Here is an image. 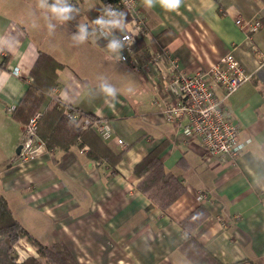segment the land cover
Segmentation results:
<instances>
[{
  "label": "crops",
  "instance_id": "obj_1",
  "mask_svg": "<svg viewBox=\"0 0 264 264\" xmlns=\"http://www.w3.org/2000/svg\"><path fill=\"white\" fill-rule=\"evenodd\" d=\"M66 4L73 12L62 21L39 0H0V193L14 217L43 244H64L78 264H198L183 250L188 234L182 222L203 207L207 215L190 235L207 252L221 264H264V0H184L178 12L159 4L149 9L139 0L151 38L139 40L138 49L168 51L187 73L206 71L233 51L253 73L241 99L226 102L241 138L251 139L233 163L209 160L198 141L168 122L167 98L96 35L89 12L103 8L100 0ZM238 19L259 21L262 28L250 33ZM40 52L63 64L48 100L111 124L113 136L102 141L120 157L115 166L90 159L89 146L49 150L44 142L37 155L19 163L26 125L14 111ZM103 84L118 89L116 99L102 94ZM163 143L166 171L185 186L166 210L137 189L134 173ZM25 242L29 256L37 257Z\"/></svg>",
  "mask_w": 264,
  "mask_h": 264
},
{
  "label": "built area",
  "instance_id": "obj_2",
  "mask_svg": "<svg viewBox=\"0 0 264 264\" xmlns=\"http://www.w3.org/2000/svg\"><path fill=\"white\" fill-rule=\"evenodd\" d=\"M124 13L128 15L127 20L122 18ZM98 21L102 23H96L94 30L99 38L117 45V60L142 81L151 80L159 94L167 98V121L176 125L187 138L198 141L209 160L218 158L236 162L251 139L241 138L240 127L229 115L226 102L241 99L240 89L250 81L253 73L237 59L234 52L226 54L206 71L187 73L168 51L137 48L139 40L151 38L139 0H120L119 5L103 8ZM236 24L250 33L262 28L259 21L238 19ZM260 68H264V56L261 57ZM13 74L20 75L19 68L14 69ZM69 116L82 130L92 129L105 141L113 136L107 120L91 117L73 108ZM40 118V114L34 115L25 127L23 148L17 157L19 163L28 162L44 147L37 136ZM117 143L124 145L122 139H117Z\"/></svg>",
  "mask_w": 264,
  "mask_h": 264
},
{
  "label": "trees",
  "instance_id": "obj_3",
  "mask_svg": "<svg viewBox=\"0 0 264 264\" xmlns=\"http://www.w3.org/2000/svg\"><path fill=\"white\" fill-rule=\"evenodd\" d=\"M103 8H110L120 4V0H100ZM103 8L95 6L89 12L93 23H97ZM100 13V14H99ZM98 16V17H97ZM94 17V18H93ZM97 17V18H96ZM128 19L126 13L122 16ZM63 64L47 53L40 52L31 70L33 81L22 99L21 106L14 111L16 119L27 125L41 110V118L37 125V136L45 143L49 150L61 148L69 150L72 146H89L87 156L94 161H106L115 166L119 156L106 147L98 134L92 130H82L70 116L71 107H65L56 99L48 100L53 88L57 87L58 70ZM42 105L44 106L42 108ZM75 109V108H73ZM78 110V109H77ZM84 113V112H83ZM87 114V113H84ZM94 117L90 114H87ZM167 143L149 153L134 168L135 175L140 178L137 189L151 200L154 206L166 210L184 192L185 186L181 180L166 171L161 160V153ZM207 213L199 207L195 213L182 222L185 236L183 250L188 249L189 255L198 264H221L211 253L207 252L190 234L193 228L200 224ZM25 239L35 248L37 257L30 256L22 262L10 257L13 247ZM191 251V252H190ZM0 264H78L71 251L62 243L45 245L33 236L13 215L7 199L0 193Z\"/></svg>",
  "mask_w": 264,
  "mask_h": 264
},
{
  "label": "clouds",
  "instance_id": "obj_4",
  "mask_svg": "<svg viewBox=\"0 0 264 264\" xmlns=\"http://www.w3.org/2000/svg\"><path fill=\"white\" fill-rule=\"evenodd\" d=\"M146 8H152L159 4V6L167 12H178L184 0H143ZM40 7H47L48 11L56 18L60 20H67L70 18V14L73 12V8L67 6L66 0H54V3L51 5L46 4V0H39ZM97 23H102V21H97ZM81 33L84 29L81 26ZM83 39V36L80 37ZM110 48L115 49L117 45L115 43L109 45ZM101 92L105 97H112L116 99L118 94V89L110 84L101 85Z\"/></svg>",
  "mask_w": 264,
  "mask_h": 264
},
{
  "label": "rangeland",
  "instance_id": "obj_5",
  "mask_svg": "<svg viewBox=\"0 0 264 264\" xmlns=\"http://www.w3.org/2000/svg\"><path fill=\"white\" fill-rule=\"evenodd\" d=\"M97 35V34H96ZM139 77V76H138ZM46 240H48V238L49 237H44ZM25 240V239H24ZM26 241V240H25ZM25 241H22L21 243H17L14 247H13V250L11 251V253H10V257L13 259V260H15V261H17L18 262V260L19 261H23V260H25V258H28V257H30L29 255H30V252L29 251H27V247H29V246H27V244H26V242ZM20 253V254H19Z\"/></svg>",
  "mask_w": 264,
  "mask_h": 264
},
{
  "label": "water",
  "instance_id": "obj_6",
  "mask_svg": "<svg viewBox=\"0 0 264 264\" xmlns=\"http://www.w3.org/2000/svg\"><path fill=\"white\" fill-rule=\"evenodd\" d=\"M22 148H23L22 145H20V146L18 147V149L16 150V154H17L18 156L20 155Z\"/></svg>",
  "mask_w": 264,
  "mask_h": 264
}]
</instances>
